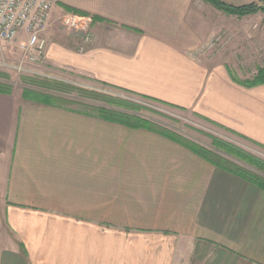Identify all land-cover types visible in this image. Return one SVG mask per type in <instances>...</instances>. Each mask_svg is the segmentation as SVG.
<instances>
[{"label":"crops","instance_id":"0c3cea01","mask_svg":"<svg viewBox=\"0 0 264 264\" xmlns=\"http://www.w3.org/2000/svg\"><path fill=\"white\" fill-rule=\"evenodd\" d=\"M67 9L92 18L90 40L46 41V67L264 152V83L240 82L264 67L263 10L58 0L53 13ZM21 93L0 92V264H264L263 189L155 131Z\"/></svg>","mask_w":264,"mask_h":264},{"label":"rangeland","instance_id":"374dc122","mask_svg":"<svg viewBox=\"0 0 264 264\" xmlns=\"http://www.w3.org/2000/svg\"><path fill=\"white\" fill-rule=\"evenodd\" d=\"M44 37L47 43L57 42L65 47L77 49L81 35L73 30L64 28L61 25V14L59 15L53 13V15L51 14ZM47 43L42 52V56L44 55ZM39 57V60L34 62L26 60L24 59L21 50H19L15 44L5 45L3 46V48H0V62L4 61L10 66L7 67L0 65V72H3L9 76L10 83H12L13 88L18 92L26 87L38 89L41 91H48L73 100V103H61L62 105H68L77 109L95 112V107H105L125 111V109L123 108L107 103L103 99L102 95L105 97H114L133 102L141 106V109L136 112L139 115L151 120L157 125L170 129L180 136L191 139L200 145L215 150V148L212 146V137H217L264 160V152L262 150L257 149L256 147L229 134L228 132H225L215 126L192 117L187 112L169 108L167 106L151 102L147 99L140 98L126 92L114 90L107 86L81 81L73 74H68L60 70L58 71L46 67L43 64L41 56ZM18 63H21L22 66L26 69L24 71H17L16 69H14L13 65H17ZM26 77L34 79L37 78L38 80L40 78H45L48 80L62 81L71 86L73 89L67 91L46 89L36 85L35 83L25 80L24 78ZM93 92H97L99 96L93 95ZM127 112L134 113V111L131 110H128ZM216 151L224 154L219 150ZM228 157L247 169L257 171L250 165L237 160L232 156Z\"/></svg>","mask_w":264,"mask_h":264},{"label":"trees","instance_id":"16d2710c","mask_svg":"<svg viewBox=\"0 0 264 264\" xmlns=\"http://www.w3.org/2000/svg\"><path fill=\"white\" fill-rule=\"evenodd\" d=\"M207 1L211 2L214 6L223 10L226 13L235 14L239 16L250 14L257 10H263L261 5H264V0L260 4L256 2H251L242 5H234V4L226 3L223 0H207ZM67 11H72L81 14V12L72 9H67ZM24 79L46 89H53L56 91H67L73 89L68 84L58 80H48L45 78L43 79L40 78L38 80L37 78L34 79L27 77ZM240 82L245 86H255L264 83V67L260 68L252 79H245ZM12 91H13V86L12 83H10L9 81V76L3 72H0V92L12 93ZM21 94L23 99L37 103L62 105L61 102L64 103L74 102L71 99L65 98L63 96H59L57 94L48 91H41L38 89L27 88V87L22 89ZM93 95L99 96L97 92H93ZM102 97L107 103L113 106L123 108L126 110V112L117 109L105 108V107H95L94 114L98 115L99 117L106 120L115 121L129 127L146 128L155 131L157 133H160L162 135H165L187 146L189 149H191L192 151H194L195 153H197L207 161L211 162L215 166L222 168L226 171H229L231 173H234L264 190V160L263 159L237 146L225 142L217 137H212V146L215 148V150H212L206 146L196 143L191 139L180 136L179 134L171 131L170 129L157 125L151 120L139 115L138 113H136L141 109V106L139 104L114 97H107V96L105 97L103 95ZM128 110L134 111V113L127 112ZM216 150L223 152L225 155L217 152ZM226 155L232 156L237 160H240L250 165L257 171H253L241 166L236 161L230 159Z\"/></svg>","mask_w":264,"mask_h":264},{"label":"built area","instance_id":"2783aa9c","mask_svg":"<svg viewBox=\"0 0 264 264\" xmlns=\"http://www.w3.org/2000/svg\"><path fill=\"white\" fill-rule=\"evenodd\" d=\"M58 0H0V48L16 45L29 61H38L46 45L44 37L53 9ZM92 18L87 15L65 11L61 25L90 40ZM82 50V48H80ZM1 66L10 65L4 61ZM17 71L26 68L21 63L13 65Z\"/></svg>","mask_w":264,"mask_h":264},{"label":"water","instance_id":"95a60500","mask_svg":"<svg viewBox=\"0 0 264 264\" xmlns=\"http://www.w3.org/2000/svg\"><path fill=\"white\" fill-rule=\"evenodd\" d=\"M262 9L264 10V5H261Z\"/></svg>","mask_w":264,"mask_h":264}]
</instances>
